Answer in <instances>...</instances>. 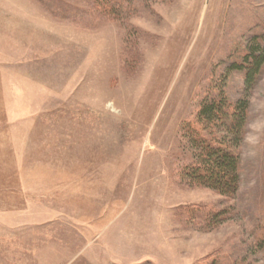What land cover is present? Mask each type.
<instances>
[{"label":"rangeland","instance_id":"rangeland-1","mask_svg":"<svg viewBox=\"0 0 264 264\" xmlns=\"http://www.w3.org/2000/svg\"><path fill=\"white\" fill-rule=\"evenodd\" d=\"M263 33L264 0H0V264H264V142L233 198L183 179Z\"/></svg>","mask_w":264,"mask_h":264},{"label":"trees","instance_id":"trees-1","mask_svg":"<svg viewBox=\"0 0 264 264\" xmlns=\"http://www.w3.org/2000/svg\"><path fill=\"white\" fill-rule=\"evenodd\" d=\"M263 66L264 33L251 38L242 62L230 67L245 75L244 96L234 105L223 93L206 97L196 121L186 127L195 151L194 159L183 170V179L189 185L209 189L226 198L237 195L241 182L240 158L233 148L240 143L241 126L248 118V97ZM219 124L221 128L217 131L215 127ZM205 214L208 215L204 218L206 224L211 221L216 224L223 212L213 213L211 219L210 213Z\"/></svg>","mask_w":264,"mask_h":264},{"label":"clouds","instance_id":"clouds-1","mask_svg":"<svg viewBox=\"0 0 264 264\" xmlns=\"http://www.w3.org/2000/svg\"><path fill=\"white\" fill-rule=\"evenodd\" d=\"M249 118L241 126L240 143L236 146L242 159H252L264 142V102H261L255 90L248 98Z\"/></svg>","mask_w":264,"mask_h":264}]
</instances>
